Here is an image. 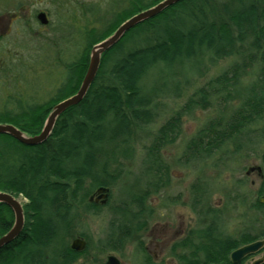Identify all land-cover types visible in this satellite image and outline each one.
I'll list each match as a JSON object with an SVG mask.
<instances>
[{
  "label": "trees",
  "instance_id": "16d2710c",
  "mask_svg": "<svg viewBox=\"0 0 264 264\" xmlns=\"http://www.w3.org/2000/svg\"><path fill=\"white\" fill-rule=\"evenodd\" d=\"M161 1H131L124 15L116 14L103 31L88 32L81 54L64 65L63 80L54 94L40 103L9 96L0 110V124L12 125L27 136L39 134L52 108L78 90L92 46ZM228 58L233 63L194 92L157 130L150 144L142 146L146 127L156 119L155 102L168 94L169 82L181 77L171 87L177 93L181 83H188V77L199 73L205 63L214 66ZM247 70L256 73V78L244 89L242 106L228 120L219 117L204 124L188 142L185 162H206L234 144L251 123L264 119V0H183L127 32L101 57L85 98L57 119L45 143L27 147L0 135V192L26 201L23 230L0 249V264H77L85 258L92 244L87 235L77 232L79 219L102 210L88 199L99 187L117 185L141 145L142 187L126 191L124 201L110 208L105 236L96 249L104 255L119 253L129 244L139 245L151 218L149 200L170 183L162 150L175 142L182 118L194 108L205 109L212 96L222 95L224 104L237 97L236 87ZM2 73L3 69L0 77ZM240 147L235 146L236 150ZM191 190L190 207L197 223L171 246L174 264H233L232 252L264 240V230L255 235L249 231L226 234L224 211L208 203V186L196 180ZM252 209L263 214L264 205L258 199ZM12 224L11 210L0 204V237ZM76 236L87 242L79 253L69 247ZM263 252L264 247L237 264H246ZM142 254V264H155Z\"/></svg>",
  "mask_w": 264,
  "mask_h": 264
},
{
  "label": "rangeland",
  "instance_id": "374dc122",
  "mask_svg": "<svg viewBox=\"0 0 264 264\" xmlns=\"http://www.w3.org/2000/svg\"><path fill=\"white\" fill-rule=\"evenodd\" d=\"M131 1L134 0H0V71L3 69L0 110L9 96L17 95L33 103L50 98L63 80L64 65L75 61L85 47L86 34L103 31L116 14L124 15ZM40 12L47 17L45 26L36 20ZM233 61L223 59L214 66L205 63L199 73L188 77V83H181L177 93L171 87L181 77L171 80L168 94L155 102L156 119L146 127L144 134L147 138L141 139V145L148 146L173 113L182 109L194 92L205 88ZM255 75L253 71H246L236 87L239 95L228 103L222 102V95L212 96L205 109L194 108L182 118L175 142L161 152L163 162L169 166L170 183L150 198L151 218L139 238V245L129 244L119 253L100 255L96 246L105 236L110 208L124 201L126 191L134 192L142 187L139 173L142 146L136 147L133 161L126 166L125 176L110 189L104 205L97 203L102 210L96 215H81L77 232L90 238L92 248L77 264H105L108 256L116 257L121 264H142V253L155 264H174L175 260L170 256L171 246L184 238L197 223L190 207L191 187L196 180L208 186V203L223 209L222 226L226 234L237 236L241 231H249L255 235L264 230V211L258 214L252 209L256 200L261 198L257 195L259 178L255 173L246 176L250 168H263L264 119L251 123L234 144H229L206 162L184 161L188 142L204 124L219 117L228 120L242 106L246 96L244 89L255 80ZM237 145L241 146L240 150H236ZM219 158L223 160L218 161ZM19 200L21 204L26 202ZM77 238L87 246L85 239L76 236L69 242V247ZM260 257L261 254L254 256L246 264Z\"/></svg>",
  "mask_w": 264,
  "mask_h": 264
},
{
  "label": "water",
  "instance_id": "95a60500",
  "mask_svg": "<svg viewBox=\"0 0 264 264\" xmlns=\"http://www.w3.org/2000/svg\"><path fill=\"white\" fill-rule=\"evenodd\" d=\"M183 0H162L155 6L145 9L134 16L124 21L119 27L106 39L92 46L89 52L88 67L86 73L81 81V84L76 93L65 100L56 104L51 112L48 114L42 130L39 134L34 136H27L22 133L16 127L9 124H0V135H5L13 138L18 143L27 146L35 147L42 145L50 137L53 127L57 119L68 109L79 105L85 98L90 86L94 82L99 70L101 57L113 48L127 32L135 28L136 26L151 20L164 12L166 9L174 6L175 4ZM36 20L41 25H47L48 20L43 12H40L36 16ZM110 189L106 187H99L89 197V203H100L104 205L107 201ZM0 204L7 206L13 214V224L10 230L0 237V249L10 244L18 238L24 227V214L22 204L19 199L13 196L0 192ZM264 204V200L261 201ZM86 247V243L77 238L74 240L70 249L73 252L79 253ZM264 247V240L256 241L248 245L242 246L231 253L230 261L233 264L241 262L245 257L258 253ZM264 262V252L261 257L254 260L251 264H262ZM105 264H121L120 261L114 256H108Z\"/></svg>",
  "mask_w": 264,
  "mask_h": 264
},
{
  "label": "flooded vegetation",
  "instance_id": "af4514ba",
  "mask_svg": "<svg viewBox=\"0 0 264 264\" xmlns=\"http://www.w3.org/2000/svg\"><path fill=\"white\" fill-rule=\"evenodd\" d=\"M252 173H255L259 178V188L257 190V195L261 197L259 199L261 203V201L264 200V161H263V168L261 167L250 168L246 173V176H249Z\"/></svg>",
  "mask_w": 264,
  "mask_h": 264
}]
</instances>
